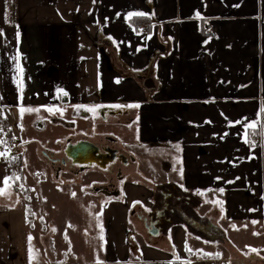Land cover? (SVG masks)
<instances>
[{
	"label": "crops",
	"instance_id": "0c3cea01",
	"mask_svg": "<svg viewBox=\"0 0 264 264\" xmlns=\"http://www.w3.org/2000/svg\"><path fill=\"white\" fill-rule=\"evenodd\" d=\"M0 30V188L19 177L0 195V264L29 248L32 264H264V129L255 146L244 128L264 122V0H0ZM76 141L125 170L58 162Z\"/></svg>",
	"mask_w": 264,
	"mask_h": 264
},
{
	"label": "snow or ice",
	"instance_id": "6c2138e0",
	"mask_svg": "<svg viewBox=\"0 0 264 264\" xmlns=\"http://www.w3.org/2000/svg\"><path fill=\"white\" fill-rule=\"evenodd\" d=\"M148 14L146 13H143V12H129L126 16V19L128 20H131L133 17H144V16H147ZM200 15L199 13H197V19H200ZM4 35V33L2 32V30H0V37H2ZM17 39H18V34H17ZM11 59L14 61L15 63V70H16V84H17V87L21 93V99H22V93H23V80H22V76H23V68H22V65L20 64V53L19 51L17 50V53L16 55L12 56ZM117 83H119V80L116 81ZM58 92V98L60 95H64L66 96L67 93L66 92H63V90L61 89H58L57 90ZM140 105L139 104H129V105H113L112 107H117V108H138ZM41 107H44V106H41ZM76 108H85V110L87 111H95L97 107H101V106H91V107H88V106H84V105H76L75 106ZM47 111H50V112H58V111H62L61 109L59 108H46ZM40 111V108H31V107H24V106H21L20 107V114L21 116L25 113H31V112H39ZM261 113L264 114V107H262L260 109ZM239 123V122H237ZM257 126L260 128V129H264V122H262L261 120H255L251 123H248V122H244V128H245V142L247 143H251L250 140L248 139V136H249V130L250 129H256ZM129 127H131V125H129ZM0 132H2V126H0ZM264 134V133H262ZM7 144V141L4 140V139H0V145H6ZM175 147H179L178 145L175 146ZM10 156V149L8 148H4L3 150H0V158H3V159H7L9 158ZM182 174V173H181ZM15 180H19V177L18 176H12V177H9V176H5L3 178V184L5 185V187L3 188H0V195H6L7 194V188L10 187V182L11 181H15ZM21 188H23V185L20 186ZM222 191V189H221ZM73 195H75L73 193ZM99 215H102V214H98L96 216V219H99ZM253 223H256L255 221H253ZM71 227V225H69ZM101 229V233L98 237V239H100L101 241H104V235H103V226L102 224H99L98 225ZM53 231H55V229H53ZM32 237L30 236L29 237V240H31ZM189 251H192L191 249H189ZM253 251H256L255 249H253ZM204 256H207V255H211V254H207V253H203ZM37 258V253H36V250L34 248H29V264H32V262ZM95 264H104V262L102 260H100L98 257L95 261ZM189 264H191V262H189Z\"/></svg>",
	"mask_w": 264,
	"mask_h": 264
},
{
	"label": "water",
	"instance_id": "95a60500",
	"mask_svg": "<svg viewBox=\"0 0 264 264\" xmlns=\"http://www.w3.org/2000/svg\"><path fill=\"white\" fill-rule=\"evenodd\" d=\"M115 152L114 149H104L91 142L76 141L71 144V151L68 156L76 158L83 164L106 168V166L114 160ZM152 229L155 230L153 232H157L154 225H152Z\"/></svg>",
	"mask_w": 264,
	"mask_h": 264
},
{
	"label": "rangeland",
	"instance_id": "374dc122",
	"mask_svg": "<svg viewBox=\"0 0 264 264\" xmlns=\"http://www.w3.org/2000/svg\"><path fill=\"white\" fill-rule=\"evenodd\" d=\"M84 124L86 125V127H87L88 129H91V128H92V124H91V122H85ZM93 128H95V129L97 128L98 131H101V130H102L101 125H99V126H98V125H94ZM113 129H114L113 127H111V128H110V127H108V128L106 127L105 130L113 131ZM79 131H80V128H78L76 131L71 130V131H69V133H70V134H77ZM2 133H3V132H2ZM4 133H5V135H6V133H7L6 130H5ZM5 137H6V136H5ZM17 142L20 143V140H17ZM41 143H43L42 140H41ZM7 145H8V144H7ZM8 146H9V145H8ZM8 146H7V147H8ZM47 147H48V146H47ZM13 149H15V148H12V150H13ZM46 151L49 152V155H52V156L56 154V155H55L56 157L62 155V152L60 153L61 150H59V152H56L55 154H53V153L50 154V152H51L50 150H47V149H46ZM39 154H40V157H43V155H44V154H43V151H40ZM43 158H44V157H43ZM44 159H45V158H44ZM45 160H48V159H45ZM12 164H13V166L15 167V169H14L15 171H14V172H15L17 175H19V174H20V170H21V161H20V157H14V158H13V163H12ZM56 167H57V165H56ZM68 167H69V166H67V168H68ZM121 167H123V169L125 170V165L123 166V165H120V164L118 163V164H116L114 167H111L110 169H107L106 171L110 172V170H113L114 172H115V171L117 172L118 169L121 170ZM129 167H130V166H128V168H129ZM65 168H66V166H63L62 169H65ZM128 168L126 167V171L128 170ZM16 171H17V172H16ZM83 236H84L85 240H87V241H89V240L92 238V234H91L90 232H86V233H84ZM150 237H151V235H150ZM85 240H84V241H85ZM87 244H88V243H87ZM96 259H97V256H93V260H92V261H96Z\"/></svg>",
	"mask_w": 264,
	"mask_h": 264
},
{
	"label": "flooded vegetation",
	"instance_id": "af4514ba",
	"mask_svg": "<svg viewBox=\"0 0 264 264\" xmlns=\"http://www.w3.org/2000/svg\"><path fill=\"white\" fill-rule=\"evenodd\" d=\"M69 149H70V147H69ZM115 150V149H114ZM116 152L114 153V156H115V158H114V160L111 162V163H109L107 166H106V168H104L105 170H107V169H110L111 167H114L116 164H120V165H123V164H125L127 161V159H126V157L122 154V153H120V151L119 150H115ZM68 154L69 153H67L66 155H65V158H63V159H58V158H56L57 160H58V162H60V163H63L64 164V162H67L68 160H70V161H72L74 164L76 163V165L78 164L79 165V162L75 159V158H69V156H68ZM110 171H113V170H110ZM150 230V232H153V231H155L154 229H152V227L149 229Z\"/></svg>",
	"mask_w": 264,
	"mask_h": 264
},
{
	"label": "built area",
	"instance_id": "2783aa9c",
	"mask_svg": "<svg viewBox=\"0 0 264 264\" xmlns=\"http://www.w3.org/2000/svg\"><path fill=\"white\" fill-rule=\"evenodd\" d=\"M204 33H205V35L213 36V37L217 35L215 28L211 24H208L205 27ZM251 144L255 145V146H260L262 144V139L260 137H256V136L252 137Z\"/></svg>",
	"mask_w": 264,
	"mask_h": 264
},
{
	"label": "trees",
	"instance_id": "16d2710c",
	"mask_svg": "<svg viewBox=\"0 0 264 264\" xmlns=\"http://www.w3.org/2000/svg\"><path fill=\"white\" fill-rule=\"evenodd\" d=\"M134 22V24H136V26H138L139 27V25H140V23L142 22L141 20H134L133 21ZM4 120H2L1 118H0V122H3ZM127 161V160H126ZM127 163V162H126Z\"/></svg>",
	"mask_w": 264,
	"mask_h": 264
}]
</instances>
